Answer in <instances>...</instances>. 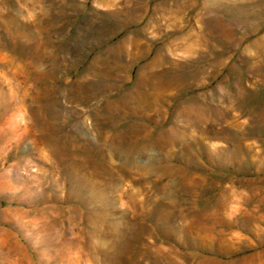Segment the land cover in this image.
I'll list each match as a JSON object with an SVG mask.
<instances>
[{"label":"rangeland","instance_id":"374dc122","mask_svg":"<svg viewBox=\"0 0 264 264\" xmlns=\"http://www.w3.org/2000/svg\"><path fill=\"white\" fill-rule=\"evenodd\" d=\"M0 264H264V0H0Z\"/></svg>","mask_w":264,"mask_h":264},{"label":"bare ground","instance_id":"6f19581e","mask_svg":"<svg viewBox=\"0 0 264 264\" xmlns=\"http://www.w3.org/2000/svg\"><path fill=\"white\" fill-rule=\"evenodd\" d=\"M154 61H155V59H153V63H154ZM87 156V155H86ZM89 157V156H88ZM89 160H90V158H89ZM92 164V163H91ZM98 164V163H97ZM87 166V165H86ZM85 166V167H86ZM79 168V167H78ZM83 169V168H82ZM88 169V168H87ZM75 170H76V168H75ZM84 172V171H83ZM81 173V172H80ZM84 174V173H83ZM82 174V175H83ZM96 173L94 172V170L92 171V172H90V173H88V175L89 176H94ZM77 177H79V176H77ZM83 177V176H82ZM80 178V177H79ZM94 178V177H93ZM78 183V182H77ZM68 185V184H67ZM79 185H80V187L82 188V187H85V189L87 188V190L86 191H88L89 193H90V196H91V200H97V199H100V201L101 202H103V203H101L102 205H101V207H100V209L99 210H101V211H99L98 213H91L90 214V212L88 213V218H89V224H87V226L89 227V229L86 231V233H87V236H88V238L90 239V240H92V243H91V246H89V251H90V259H91V262H95L94 260H95V258H96V253H98V248H99V246H100V244H102V243H104L105 241H100V236H101V233H100V230H99V228H100V226L98 225V223H100V224H109V222H108V219H109V215H110V212L108 213V211H110V208H109V206L106 204V203H104V196L101 194V193H99V191L97 190V188L99 189V187H100V185H98V184H96V182L95 181H93V179H89L88 177H86V178H83L82 179V181H81V178H80V182H79ZM99 186V187H98ZM78 191H80V188H79V190ZM85 191V192H86ZM85 192H84V194H85ZM79 194V193H78ZM83 194H81V196H82ZM87 195V194H86ZM76 196H79V195H76ZM84 196V195H83ZM79 198V197H78ZM80 198H82V197H80ZM105 199H106V197H105ZM84 200V199H83ZM90 200V199H89ZM78 201H80V200H78ZM86 201H87V199H86ZM107 201V200H106ZM81 202H83V201H81ZM89 202V201H88ZM88 202H86L87 204H88ZM85 203V204H86ZM93 203V202H92ZM96 203V202H95ZM83 204V203H82ZM82 204H81V206H82ZM86 204V205H87ZM97 204V203H96ZM93 205V204H92ZM98 205H99V203H98ZM84 206V205H83ZM108 206V207H107ZM99 207V206H98ZM85 208H88L87 206L85 207ZM93 209H94V207H93ZM96 210H98V209H96ZM110 224H114V222L112 221V223L110 222ZM109 224V225H110ZM2 232H4V231H2ZM4 234V233H3ZM1 235H2V233H1ZM9 251H10V248L8 249ZM73 260H74V262L76 261L74 258H72ZM73 262V263H74Z\"/></svg>","mask_w":264,"mask_h":264}]
</instances>
